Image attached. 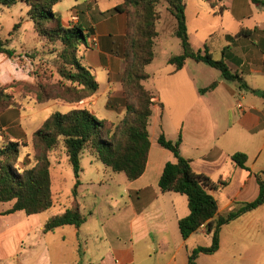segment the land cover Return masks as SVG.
Masks as SVG:
<instances>
[{
    "label": "crops",
    "instance_id": "crops-1",
    "mask_svg": "<svg viewBox=\"0 0 264 264\" xmlns=\"http://www.w3.org/2000/svg\"><path fill=\"white\" fill-rule=\"evenodd\" d=\"M121 3L122 0H73L72 10L67 15L56 12L62 17L66 27H72L75 26L71 22L75 11H82L83 15L76 25L83 29L92 28L94 34L87 39L79 57L82 56L81 62L93 71L96 79L93 65L106 70L107 91L115 86L117 90L120 89V84L114 82V77L123 73L124 67L122 68V60L113 53L125 36L126 18L117 14L104 20L101 14ZM105 4L110 6L105 7ZM238 7L231 9L226 6L225 10L226 16L233 18L240 29L236 34V41L228 46L227 63L233 71L245 78L249 72H264V28L260 25L246 27L244 16ZM83 16L86 18L85 22L82 20ZM254 37L262 45L259 52L250 49L249 42L245 40H253ZM93 57L98 60L97 64H92ZM189 62L195 61L188 60L180 71H176L173 65L168 67L158 86L154 84V75L150 73L148 81H152L151 87L146 85L148 81L144 84L157 96L152 118L158 105L165 111L168 108L174 109L175 116L179 118L178 123L174 124L176 134H169L165 129L164 134L169 140L176 141L182 133L181 154L192 161L194 172L206 175L218 184V189L213 190L212 194L218 201L219 214L225 216L258 198L260 188L256 174L264 178V149L260 148L253 154L245 153L249 169L245 170L231 159L236 153H244L240 148L227 150L220 145V139L216 141L214 138V142L197 138L189 140L188 133L191 131L188 128L209 119L212 110V103L206 100L210 93L201 94L200 90L205 88H200L195 75L189 74ZM219 85L222 82L218 83L216 89ZM234 95L242 99L245 97L243 92H235ZM237 115L235 126L239 130L247 134H259L264 130V99L262 105L249 108L239 103ZM164 122L165 119L161 117V127H165ZM160 135L155 143L150 136L151 149L146 171L134 182L128 181L124 174L122 175L125 177H118L121 174L112 173L104 165L103 170L97 168L90 178L85 177V170L82 168L78 196L74 199L71 194L70 206H62L63 210L60 212L62 214L73 205H78L87 216V222L80 228L67 226L46 233L45 224L54 216H46L45 213L27 215L24 212L7 214L12 205L2 208L3 204H0V264H188L190 253L198 247V239L203 240L201 246H210L212 236L207 234L204 227L188 240L182 238L179 221L190 214L188 200L185 196L163 193L160 189L159 182L166 164L176 162L172 152L159 146ZM237 136L238 133L234 132L233 137ZM55 173L54 190L55 178H58ZM55 194L57 205L60 204L61 196L59 192ZM104 205L106 207L102 209ZM231 226L234 228L230 231L228 228ZM249 229L256 236L264 237V205L224 226L219 251L213 255H201L197 264H203L201 260L206 258L204 256H210L212 260H219L222 264H264V243H256L255 248L248 250L240 244V239L229 241L232 233L240 237L250 232ZM202 236H208V239ZM53 249L58 254H54Z\"/></svg>",
    "mask_w": 264,
    "mask_h": 264
},
{
    "label": "trees",
    "instance_id": "trees-1",
    "mask_svg": "<svg viewBox=\"0 0 264 264\" xmlns=\"http://www.w3.org/2000/svg\"><path fill=\"white\" fill-rule=\"evenodd\" d=\"M162 1L176 19L175 36L182 46V53L171 57L168 64L175 66L176 71L182 70L188 60L206 64L219 71L224 80L238 84L240 90L249 91L264 99V92L252 89L244 76L233 71L224 59L216 60L207 46L203 52L194 51L188 34L186 0H122L120 5L101 16H126L127 33L123 57L127 67L123 73L114 77L121 83L123 96L126 98L125 117L119 124H115L107 119H98L87 109H75L67 114L54 113L34 134L36 154L33 160L30 155H26L25 159L32 161L29 164L23 161L22 166L17 163L22 150L28 145L23 141H0V204L12 205L7 214L24 212L27 215H39L52 209L56 199L54 170L64 159L74 173L72 197L76 199L83 171L82 156L86 152L112 173L124 174L130 182L144 175L151 149L150 120L157 98L144 83L151 77L147 68L156 59L155 47L159 36L157 24L160 20L158 7ZM206 1L213 8H219L221 14L225 13L226 6L223 3L226 0ZM18 2L27 5L28 19L33 23L39 39L60 47L55 51L52 63L65 82V95L69 97L67 101L80 103L97 98L100 85L91 69L78 56L94 30L89 27L83 29L79 25L66 27L62 17L55 12V7L61 0H0V12L2 9L12 8ZM253 2L264 5V1ZM220 3L223 4L221 7ZM19 27L20 25L15 26L11 36ZM9 43V39H3L0 35V53L14 58L16 52L8 48ZM217 87L218 82H214L200 92L206 94ZM5 99L7 97L0 94V104L6 103ZM182 143V133L176 141L167 139L164 133L160 135L159 146L172 152L176 162L166 164L159 186L163 193H176L188 200L190 214L179 221V230L184 240H188L204 227L207 234L212 236L210 246H198L190 253L188 264H197L201 255H213L219 251L224 226L264 205V178L256 174L260 193L255 201L221 216L218 201L212 194L213 190L218 189V184L208 176L194 172L192 161L181 154ZM231 159L238 167L249 170L246 166L248 156L245 153H236ZM86 222L87 216L78 205H73L64 213L48 220L44 230L48 233L67 226L80 228Z\"/></svg>",
    "mask_w": 264,
    "mask_h": 264
},
{
    "label": "rangeland",
    "instance_id": "rangeland-1",
    "mask_svg": "<svg viewBox=\"0 0 264 264\" xmlns=\"http://www.w3.org/2000/svg\"><path fill=\"white\" fill-rule=\"evenodd\" d=\"M111 1L119 2L120 0ZM186 2L188 34L194 51L203 52L205 46H207L216 60L224 59L227 62L228 46L234 40L236 41V34L240 32L237 23L234 22L233 18L226 16L225 13L221 14L219 8H213V5L206 0H186ZM72 3L73 0L61 1L57 8L55 7V12L58 14L62 12L67 15L72 10ZM223 4L231 9L239 6L238 10L244 16V25L246 27L260 25L264 28V5H257L253 0H226ZM223 4L220 3L219 7ZM104 6L110 5L105 4ZM158 12L160 20L157 24L159 36L155 47L156 59L147 68L148 73L154 75L153 79L155 82H153L156 86H158L160 78L165 74L168 67L171 66L167 64V60L182 53L181 41L175 36L176 19L170 14L164 1L159 5ZM27 13L28 7L22 2H18L10 9H2L0 12V35L3 39L10 40L8 48L16 52V57L14 58H8L0 53V94L4 98L5 96L7 97L5 99L6 103L0 104V141H4V139L14 142L23 141L28 145L27 148L22 150L20 161L17 163L19 166L23 165V161L29 164L33 160L36 154L34 134L54 113L67 114L75 109H87L98 119L113 120L115 124H119L126 114V98L123 96L121 83L118 82L120 84L119 90L115 86L110 91H107V72L102 67H97V65L92 67L96 70L97 81L100 85L97 98L80 103L67 101L69 97L65 95V82L60 78L52 63L56 55L55 51L59 50L60 47L46 40L41 41L39 39L33 28V23L28 19ZM74 14H77L80 21L83 15L82 11H75ZM114 16L116 15L103 19H110ZM82 20L85 22L86 18L83 16ZM16 25H20V27L11 36ZM245 40L249 42L250 49L257 52L262 49V45L255 37L253 40H250V38H245ZM121 41L122 43L114 51L113 55L118 56L122 60V68L124 67L125 70L127 67V62L123 57L125 36ZM79 58L81 61L83 60L82 56ZM87 59L88 57H86ZM93 59L92 64H97L98 60L95 57ZM189 63L187 70L189 74L195 75L196 83L198 82L200 88H207L214 82H222L218 89L213 91V93L209 92L210 94L206 96V100L212 103L209 119L196 123V125L193 124L191 129L190 127L188 128L191 131V133H188L189 140L197 138L213 141L214 138V140L218 141L220 139V145L227 150L240 148L244 153L248 152L250 154L260 148L264 149V130L259 134H247L239 130L238 126H235L238 120V104L242 103L246 108L253 105H262L263 98L249 91L240 90L238 84L224 80L219 71L206 64ZM245 80L252 89L264 92V72L257 74L249 72L245 76ZM114 82L117 81L115 80ZM146 85L151 87L152 81H148ZM240 91L245 95L244 99L234 95L235 92L241 93ZM95 102L97 104H94ZM161 117L165 119V127H161ZM178 119L175 116L174 109L170 110L168 108L165 111L158 105L157 111L150 121L149 130L152 141L155 143L158 136L164 133V129L169 134L175 135L174 124L178 123ZM234 132L238 133L235 138L233 137ZM26 155H30L32 160L29 158L26 160ZM82 168L85 170V177L90 178L96 173L97 168L103 170L104 166L102 163L95 161L86 152L82 156ZM54 172H56L55 177H58L57 179L55 178L54 191L55 193L59 192V196H61L60 204L55 205L50 211L46 212V216L58 215L63 210L61 209L62 206H70V197L75 186L73 170L65 159L61 160V165L55 168ZM118 177L123 178L125 176L121 174ZM217 197H219V194H217ZM225 199L226 196L224 195ZM220 203L223 206L221 200ZM1 207L7 208L9 205L3 204ZM105 207V205L102 206V209ZM246 226H248V223H246ZM233 228L234 226H231L228 229L231 231ZM227 231H225L226 234L228 233ZM203 237L208 239V236ZM236 239H240V244L246 246L248 250L255 248L256 243H264V237L256 236L253 231L246 232L240 237L232 233L229 241L233 242ZM198 241V246L203 245L202 239H198ZM53 250L54 254H58V251ZM204 257L206 258L201 260L203 264H222L219 260H212L210 256Z\"/></svg>",
    "mask_w": 264,
    "mask_h": 264
},
{
    "label": "built area",
    "instance_id": "built-area-1",
    "mask_svg": "<svg viewBox=\"0 0 264 264\" xmlns=\"http://www.w3.org/2000/svg\"><path fill=\"white\" fill-rule=\"evenodd\" d=\"M72 21V23H78V21H79V17L77 16V14H74L73 16H72V19H71ZM241 107V106H240Z\"/></svg>",
    "mask_w": 264,
    "mask_h": 264
}]
</instances>
